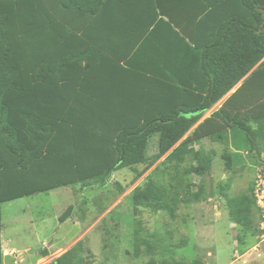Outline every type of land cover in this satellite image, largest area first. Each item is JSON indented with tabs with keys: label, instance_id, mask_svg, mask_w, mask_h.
Here are the masks:
<instances>
[{
	"label": "trees",
	"instance_id": "1",
	"mask_svg": "<svg viewBox=\"0 0 264 264\" xmlns=\"http://www.w3.org/2000/svg\"><path fill=\"white\" fill-rule=\"evenodd\" d=\"M125 57L130 71L116 66ZM207 138L232 147L222 155L228 170L245 163V151L262 162L264 0H0V264L2 203L147 170L163 156L176 166L190 159L186 173L204 176L214 151L192 143ZM255 184L228 198L245 231L258 209ZM177 189L151 173L133 200L175 217L184 199L204 198L203 189L182 197ZM144 243L146 264H158Z\"/></svg>",
	"mask_w": 264,
	"mask_h": 264
},
{
	"label": "rangeland",
	"instance_id": "2",
	"mask_svg": "<svg viewBox=\"0 0 264 264\" xmlns=\"http://www.w3.org/2000/svg\"><path fill=\"white\" fill-rule=\"evenodd\" d=\"M192 146L214 151L211 169L204 176L186 173L194 164L190 159L176 166L163 156L147 170V164L122 168L107 178L2 203V237L9 242L2 246L3 264H57L69 250H74L70 264L75 260L81 264H146L151 257L145 241L153 244L158 264H192L195 260L202 264H264V238L258 230L261 212L253 207L252 228L245 231L231 219L228 207L229 197L250 193L264 168V142L259 155L262 162L257 161V152L245 151V163L232 170L225 167L222 156L233 151L229 144L207 138ZM142 171L137 179V172ZM151 173L159 183L177 186L179 197L203 189L204 198L198 202L184 199L175 217L164 209L137 206L134 190ZM70 205H74L71 217L61 221ZM136 243L141 251L138 258L134 255Z\"/></svg>",
	"mask_w": 264,
	"mask_h": 264
},
{
	"label": "built area",
	"instance_id": "3",
	"mask_svg": "<svg viewBox=\"0 0 264 264\" xmlns=\"http://www.w3.org/2000/svg\"><path fill=\"white\" fill-rule=\"evenodd\" d=\"M254 196L256 199L258 209L262 215L259 230H260L261 237L264 238V169L259 170V172H258V175L256 178L255 189H254ZM13 253L14 252H12V254Z\"/></svg>",
	"mask_w": 264,
	"mask_h": 264
},
{
	"label": "crops",
	"instance_id": "4",
	"mask_svg": "<svg viewBox=\"0 0 264 264\" xmlns=\"http://www.w3.org/2000/svg\"><path fill=\"white\" fill-rule=\"evenodd\" d=\"M121 55H123V54H121ZM128 58L129 57H125V58H123V59H121V61L119 62V65H116L117 67H122V68H124L125 70H128V71H130L131 70V66L127 63V61H128ZM242 82V81H241ZM240 86V84H238L233 90H231L226 96H224L219 102L221 103H219L220 105H219V108L222 106V104L224 103V101L230 96V94L231 93H233L238 87ZM216 105V104H215ZM213 106L211 109H209L208 111H206L205 112V114H204V116H203V118L201 119V121H203L205 118H207V117H209V116H211V114L213 113V112H215L216 110H218V109H216V107L217 106ZM200 121V122H201ZM3 232V231H2ZM9 242L8 241H3V237H2V245L4 246V244H8Z\"/></svg>",
	"mask_w": 264,
	"mask_h": 264
},
{
	"label": "water",
	"instance_id": "5",
	"mask_svg": "<svg viewBox=\"0 0 264 264\" xmlns=\"http://www.w3.org/2000/svg\"><path fill=\"white\" fill-rule=\"evenodd\" d=\"M119 163V162H118ZM112 174V173H111Z\"/></svg>",
	"mask_w": 264,
	"mask_h": 264
}]
</instances>
